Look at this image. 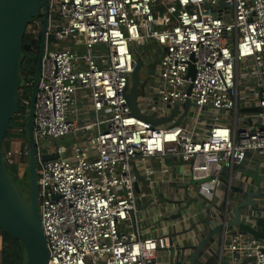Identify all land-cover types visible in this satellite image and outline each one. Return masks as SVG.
Instances as JSON below:
<instances>
[{
	"label": "built area",
	"instance_id": "obj_1",
	"mask_svg": "<svg viewBox=\"0 0 264 264\" xmlns=\"http://www.w3.org/2000/svg\"><path fill=\"white\" fill-rule=\"evenodd\" d=\"M49 4L34 111L47 264H161V239L124 230L130 213L137 212L133 163L178 157L192 181L213 178L198 190L209 197L213 187L207 185L216 186L223 170L243 164L248 152L264 153V0H225L224 6L221 0ZM34 24L37 35L43 22ZM150 42L160 47L153 79L159 103H194L186 119L191 125L155 127L133 115L127 103L136 58L151 62L140 49ZM20 98L28 117L30 100L24 92ZM251 103L261 111L242 113ZM13 131L28 135L24 128ZM67 135L79 142L44 147ZM44 148L60 157L43 161ZM26 152L25 144L5 151L4 159L18 164L20 173ZM145 173L149 177L152 169ZM222 253L233 264H264V242L251 235L230 237Z\"/></svg>",
	"mask_w": 264,
	"mask_h": 264
},
{
	"label": "water",
	"instance_id": "obj_2",
	"mask_svg": "<svg viewBox=\"0 0 264 264\" xmlns=\"http://www.w3.org/2000/svg\"><path fill=\"white\" fill-rule=\"evenodd\" d=\"M225 0H221V6ZM49 0H0V230L20 241L25 248L26 264H47L48 249L47 240L40 218L38 207V174H37V147L34 141V111L38 85L41 74L42 58L46 48V38L49 26L50 10ZM43 14L41 41L38 61L35 67L32 93L27 117V160L30 178V195L26 200L20 193L19 187L13 181L11 174L6 170L3 158L2 146L6 137L11 117L17 114L21 98L19 86L25 85V78L19 83V65L23 50L24 35L33 18ZM143 57L136 58V65L131 75V82L126 93L127 103L136 117L152 124L155 127L166 125H182L188 117V112L195 104L187 101L184 106L166 107L156 105L149 98L141 104L140 86L143 83V70L146 65ZM156 64V63H155ZM154 64L153 69L156 67ZM147 68V67H146ZM195 74L193 66L190 67L188 76L193 78ZM146 79L151 80L148 76ZM189 89V93H190ZM151 104V105H150ZM154 105L155 109L150 108ZM141 106H146V111ZM149 109L152 111H149ZM260 108H248L241 110L242 113L260 112ZM152 113V114H151ZM60 156L56 153H48L42 150L43 161L55 160ZM191 181L185 186L189 202H197L201 207L208 209L201 217L192 220V228L171 233L168 237L169 251L177 258L176 264H233L226 253H222L225 243L237 234L251 235L255 239L264 242V220L262 236L257 235L254 228V216L264 211L262 190L260 188L243 186L241 188H219V181L215 189H210V198L197 190V197L192 198L189 193L190 186L200 188L206 181ZM137 181H143L147 191H152L150 180H145L136 174ZM225 185L227 182L222 180ZM136 191L139 192L137 186ZM195 191V190H194ZM158 204L163 199L162 194H155ZM149 196H145L147 198ZM218 199V201L216 200ZM216 200V201H215ZM257 201V202H256ZM154 199L148 198L142 209L153 204ZM156 211L159 207L156 206ZM130 221L133 230H136V214L130 213ZM194 230V231H193ZM197 238V243L192 244L191 236ZM185 239L188 241L185 242ZM262 239V240H261ZM254 259H245L239 264H249Z\"/></svg>",
	"mask_w": 264,
	"mask_h": 264
},
{
	"label": "crops",
	"instance_id": "obj_3",
	"mask_svg": "<svg viewBox=\"0 0 264 264\" xmlns=\"http://www.w3.org/2000/svg\"><path fill=\"white\" fill-rule=\"evenodd\" d=\"M154 43L153 56L158 55L160 47ZM152 57L150 60L152 61ZM153 85L148 84L145 81V93L154 94L155 91V81L152 79ZM249 99V100H248ZM247 101L251 102L250 98ZM246 104V102H245ZM252 104V103H251ZM252 108H256L254 104L251 105ZM249 122H251L249 120ZM193 121L186 120L184 125H191ZM252 125V124H251ZM206 125L201 126V129L205 130ZM12 131L10 141L11 149H19L15 146V135ZM16 133V132H15ZM89 134H95L93 131H89ZM21 148V147H20ZM146 169H152V175L148 177L145 173ZM166 169V173L163 170ZM22 170V169H21ZM133 171L138 174L141 178L145 180H150L153 188L152 191H146V185L144 180L137 181L136 186L139 190L137 191L138 201L140 202V209L137 207L136 212V230H133L131 221L126 222L124 230L128 233H132L136 236L141 237H155L161 239L163 246L159 248L158 259L161 264H176L177 258L172 255L169 251H166L168 246V237L173 232H177L184 229L192 228V220L197 221L201 215L208 209V206L201 207L197 202H189V198L186 196L187 190L185 186L190 185L191 179L189 177V166L182 162L178 157H153L148 158L143 161L137 160L133 163ZM21 175V171H20ZM222 180L227 182L225 185ZM219 188L209 184L208 189L212 188L216 190H226L229 188H241L243 186H251L260 188L262 190L263 205L264 208V153L258 154L256 152H248L243 164L236 166L232 171L223 170L218 178ZM195 190V191H194ZM197 190L199 188H194L190 186L189 193L192 198L197 197ZM155 194H162V203L159 205ZM142 195L149 196L144 199ZM153 198L154 202L145 209H142L145 204L146 199ZM210 198V196H209ZM217 200V199H216ZM215 200V201H216ZM257 202V201H256ZM156 206L159 207L156 211ZM255 223L249 226L254 228L257 235L262 236L263 227L259 225L260 221L264 220V211L259 212L254 216ZM194 231V230H193ZM193 231L191 236L187 237L190 239L192 244H196L197 238L193 236ZM262 240V239H261ZM188 240L185 239V242ZM229 241V239H228ZM1 260V259H0Z\"/></svg>",
	"mask_w": 264,
	"mask_h": 264
},
{
	"label": "trees",
	"instance_id": "obj_4",
	"mask_svg": "<svg viewBox=\"0 0 264 264\" xmlns=\"http://www.w3.org/2000/svg\"><path fill=\"white\" fill-rule=\"evenodd\" d=\"M35 21L43 22V14H39L38 16L33 18L30 25H32ZM41 32V30L38 32V36H36L38 37L37 39L33 33L26 32L23 40V50L19 65V83L23 78H25L26 80L25 85L19 86L18 90L19 93L24 92L26 98L29 100L32 93L33 79L29 78L28 76L34 74L35 72L40 48ZM52 43L53 39H51V44ZM26 109V106L20 104L17 114L11 117L7 133L18 128L27 129ZM10 141L11 139L6 136L2 146L3 158L4 152L10 148ZM4 161L6 170L11 174L12 179L17 184V186L18 184H21L25 190H29L30 178L28 168L27 172L24 173V176L20 177L18 164H9L6 162V159H4ZM0 235L2 237L0 264H26L27 254L22 243L5 233L4 231L0 230Z\"/></svg>",
	"mask_w": 264,
	"mask_h": 264
},
{
	"label": "rangeland",
	"instance_id": "obj_5",
	"mask_svg": "<svg viewBox=\"0 0 264 264\" xmlns=\"http://www.w3.org/2000/svg\"><path fill=\"white\" fill-rule=\"evenodd\" d=\"M35 28H37L36 27V24H34V25H31V26H28V28H27V30H26V32L27 33H30L31 31H33ZM41 31H42V29H41ZM32 33V32H31ZM36 36H38V35H35V37ZM38 38V37H37ZM66 42H62V43H60L59 45L60 46H63L64 44H65ZM154 47V43L153 42H150V43H147V44H145L144 46H142V47H140V49H142L143 51H144V54L142 53V55L141 56H146V55H148V56H150V57H152L153 56V48ZM146 71V66H145V68H144V70H143V72H145ZM33 77H34V74H31V78L33 79ZM143 81H146L148 84L150 83L151 85H153V82H152V80H149V79H143ZM140 96H141V104H144V101H149V99L152 97L153 98V103H155L156 105H160V103H159V95H158V93L156 92V93H154V94H149V93H143L142 92V86H140ZM149 98V99H148ZM154 104V105H155ZM145 105V104H144ZM151 105V104H150ZM154 105L152 104V106H150V108H152V109H155V107H154ZM141 108H142V110H144V111H146V106H141ZM28 110H29V108H28ZM149 111H151L150 109H149ZM195 111V108L194 107H191L190 108V110H189V112H188V116L190 115V114H192L193 112ZM152 112V111H151ZM152 114V113H151ZM184 122H186V121H184ZM183 121H182V124L184 123ZM11 134H12V131L11 132H9V133H7V135L6 136H8V137H10L11 136ZM14 135H15V146L14 147H21V148H23L24 146H25V144H26V139H27V135H22V134H20V133H13ZM79 142V140L76 138V136L75 135H67V136H65L64 138H59V139H52V140H50V143L49 144H44V147H53V148H57V147H73L76 143H78ZM27 146V145H26ZM22 160H23V162H22V165H21V175H20V177H23L24 176V173L25 172H27V168H28V160H27V158H25L24 156L22 157ZM19 167V166H18ZM26 191V193H27V195L28 194H30V190H25ZM147 191V190H146ZM136 193H137V191H136ZM138 195V194H137ZM138 200V199H137ZM217 201H218V199H217ZM137 207L140 209V202L138 201V203H137ZM1 247H2V237H1V235H0V251H1ZM0 259H1V254H0Z\"/></svg>",
	"mask_w": 264,
	"mask_h": 264
},
{
	"label": "flooded vegetation",
	"instance_id": "obj_6",
	"mask_svg": "<svg viewBox=\"0 0 264 264\" xmlns=\"http://www.w3.org/2000/svg\"><path fill=\"white\" fill-rule=\"evenodd\" d=\"M159 59H160V56L155 55V56H153L151 62L146 63L145 66H146L147 68H146V71L143 73V79L146 80V77H147V76H148L151 80L155 78V76L157 75V64H158V62H159ZM155 63H156V64H155ZM154 64L156 65V67L153 69L152 67H154ZM144 84H145V81H143V83L141 84V86H142V92H143V93H145V90H144L145 86H144ZM18 187H19L20 193H21V195L23 196V198H25L26 200H28L30 194L27 195L25 189L22 187L21 184H18Z\"/></svg>",
	"mask_w": 264,
	"mask_h": 264
}]
</instances>
